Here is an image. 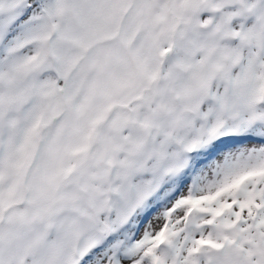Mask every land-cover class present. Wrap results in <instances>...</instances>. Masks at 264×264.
I'll list each match as a JSON object with an SVG mask.
<instances>
[{
	"label": "snow or ice",
	"instance_id": "obj_1",
	"mask_svg": "<svg viewBox=\"0 0 264 264\" xmlns=\"http://www.w3.org/2000/svg\"><path fill=\"white\" fill-rule=\"evenodd\" d=\"M0 264H264V0H0Z\"/></svg>",
	"mask_w": 264,
	"mask_h": 264
}]
</instances>
